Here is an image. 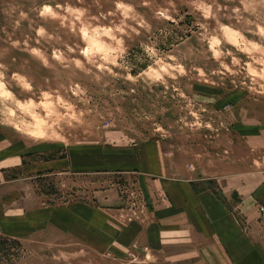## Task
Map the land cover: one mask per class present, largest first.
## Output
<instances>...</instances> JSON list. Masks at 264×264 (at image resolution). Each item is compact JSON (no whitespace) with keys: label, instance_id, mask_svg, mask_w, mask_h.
Returning <instances> with one entry per match:
<instances>
[{"label":"rangeland","instance_id":"rangeland-1","mask_svg":"<svg viewBox=\"0 0 264 264\" xmlns=\"http://www.w3.org/2000/svg\"><path fill=\"white\" fill-rule=\"evenodd\" d=\"M228 176L264 183V0H0V264H157Z\"/></svg>","mask_w":264,"mask_h":264},{"label":"crops","instance_id":"crops-1","mask_svg":"<svg viewBox=\"0 0 264 264\" xmlns=\"http://www.w3.org/2000/svg\"><path fill=\"white\" fill-rule=\"evenodd\" d=\"M252 175L253 179L260 177ZM257 179L264 181L263 176ZM244 181L251 180L228 176L218 182L220 192L241 194L236 213L210 190L193 193L185 189L177 214H168L171 220L151 226L146 256L157 264L160 260L168 264H264V192H259L264 183Z\"/></svg>","mask_w":264,"mask_h":264},{"label":"clouds","instance_id":"clouds-1","mask_svg":"<svg viewBox=\"0 0 264 264\" xmlns=\"http://www.w3.org/2000/svg\"><path fill=\"white\" fill-rule=\"evenodd\" d=\"M120 7H123V5H121ZM45 11L48 12V11H50V10H49V9H45ZM125 14L127 15V12H126ZM204 14H205L206 16L209 15V11H208V9H204ZM41 34H43V32H42ZM215 43H219V42L216 41ZM94 50H98V49H93V48L90 47V48L85 49L84 51H85V54L87 55V54L92 53ZM120 51L122 52L123 49H120ZM149 51H151V50H149ZM213 55H214V57H215L216 59H219V58L223 55V53L214 49V51H213ZM56 58H57V59H61L62 57H61V55L56 54ZM105 58L107 59V57H105ZM235 62H236V61H234V63H235ZM179 71H180V72H183V69H179ZM156 79H159V76H157ZM25 87H27V85H25ZM4 96L7 97V96H8V93L5 92V93H4Z\"/></svg>","mask_w":264,"mask_h":264}]
</instances>
